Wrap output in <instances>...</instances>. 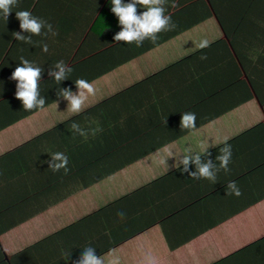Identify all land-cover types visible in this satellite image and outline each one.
<instances>
[{"label":"crops","instance_id":"obj_1","mask_svg":"<svg viewBox=\"0 0 264 264\" xmlns=\"http://www.w3.org/2000/svg\"><path fill=\"white\" fill-rule=\"evenodd\" d=\"M111 7L18 0L7 22L0 17V40L18 32L20 10L57 33L12 45L14 56L0 66L6 261L75 264L91 246L106 264L113 252L121 264H141V247L159 264H264V0H166L175 28L140 47L114 41L121 26ZM20 57L43 69V109L24 111L15 97ZM61 60L72 72L57 85L48 72ZM78 79L96 94L72 114L57 91L77 92ZM185 112L196 114L194 130L181 129ZM74 122L86 136L73 132ZM225 142L229 171L220 169L215 183L171 167L175 157L170 167L159 163L165 148L181 156L191 147L219 167ZM56 152L68 157L67 173L49 168ZM230 182L240 197L226 195Z\"/></svg>","mask_w":264,"mask_h":264},{"label":"clouds","instance_id":"obj_2","mask_svg":"<svg viewBox=\"0 0 264 264\" xmlns=\"http://www.w3.org/2000/svg\"><path fill=\"white\" fill-rule=\"evenodd\" d=\"M18 4V0H0V17L7 22L13 8ZM111 12L118 18V23L121 30L115 34V42H124L125 44H135L137 47L142 46L145 40H150L155 43L158 35L164 31H170L175 28L174 23L169 15H166V0H129L125 3L123 0H111ZM138 7L145 9L138 12ZM16 18L19 20V27L28 35H22L20 32L12 33L17 41L25 43H32V36H47L51 33L53 36L57 35L53 31V27L47 21L35 17L30 11L20 10L16 11ZM206 46V42L201 44V47ZM43 52H48V45L43 43L41 45ZM206 59V57H201ZM20 65L15 68L11 75V79L16 81L15 97L22 102L24 111H31L33 109H43L45 106V98L40 94L39 84L42 78L43 69L33 62L20 57ZM72 69L68 67L63 60L58 61L48 75L53 78L55 83L59 85L62 81L67 80ZM77 92H73L70 88L58 89L57 98H63L68 101L67 110L72 114L81 113L90 96L96 94V88L93 83L85 79H78L75 81ZM57 104V103H56ZM167 124V119L164 121ZM180 127L182 130H194L196 128V114L192 112H185L181 115ZM71 129L74 133H79L81 136H86L85 130L81 129L77 123H72ZM205 155H210L203 143L200 145ZM220 154L216 157L219 161V167L211 159L202 160L200 154H193L191 147L185 149L182 156H176L175 153L168 149H164V155L159 158V163L167 165L168 159L175 157V163L171 165L181 171L187 173L192 179H207L213 183L216 182L217 172L223 169L225 172L229 171L228 165L231 162L232 149L231 145L225 142L224 146L220 148ZM49 168L55 173L61 169L65 173L68 171V157L61 152H56L51 155ZM195 165V171L190 170V165ZM181 165L183 166L181 168ZM226 195H234L240 197L241 190L235 182H230L227 185ZM118 215L123 218L124 213L119 212ZM141 256V264H159V260L151 252H147L143 247L139 249ZM75 264H106L102 256H97L95 248L86 247ZM107 264H121L120 257L114 252L110 254V259Z\"/></svg>","mask_w":264,"mask_h":264},{"label":"trees","instance_id":"obj_3","mask_svg":"<svg viewBox=\"0 0 264 264\" xmlns=\"http://www.w3.org/2000/svg\"><path fill=\"white\" fill-rule=\"evenodd\" d=\"M16 14L13 15V17H15ZM20 27L18 25V32H20ZM22 35H25L26 33L22 32L21 33ZM14 39V37H13ZM13 39H5V40H0V66L5 64L7 62V60H10L11 59V55L13 54L14 56V46L12 45H17L19 43V41H17L16 39L13 40ZM28 50V49H27ZM5 52V56H1L3 53ZM76 90V89H74ZM17 121H11L8 123L7 126H12L13 123H16ZM7 128V127H5ZM3 127H1L0 129H5ZM2 232H0L1 234ZM0 264H9L7 261H6V256L4 254V251L2 250L1 246H0Z\"/></svg>","mask_w":264,"mask_h":264},{"label":"rangeland","instance_id":"obj_4","mask_svg":"<svg viewBox=\"0 0 264 264\" xmlns=\"http://www.w3.org/2000/svg\"><path fill=\"white\" fill-rule=\"evenodd\" d=\"M87 113H89V112H87Z\"/></svg>","mask_w":264,"mask_h":264}]
</instances>
